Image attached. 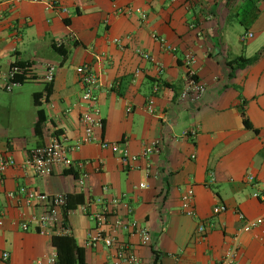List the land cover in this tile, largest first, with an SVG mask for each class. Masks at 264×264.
<instances>
[{"label": "crops", "instance_id": "obj_1", "mask_svg": "<svg viewBox=\"0 0 264 264\" xmlns=\"http://www.w3.org/2000/svg\"><path fill=\"white\" fill-rule=\"evenodd\" d=\"M59 1L68 14L30 1L0 0V89L10 100L15 88L42 85L33 94L30 112L18 102L0 101V156L16 161L0 181V252L10 253L7 264H33L58 253V237L73 238L84 250L86 264H116L120 245L131 246L139 264H154L157 255L161 264H221L236 246L237 264H264V241L259 239L264 227L245 233L237 215L240 211L247 220L264 218V199L255 197L261 188L248 182V176L264 181V0ZM126 8L142 10L146 19L122 13ZM247 34L253 37L242 41ZM155 37L164 39L165 47ZM54 45L61 46V53ZM189 54L195 56L198 79L207 87L196 102L182 98ZM257 55L259 60L248 67L233 64ZM16 62L30 64L34 79L8 92L5 86ZM49 65L56 67V74L50 97L40 101L46 123L37 131L34 99L44 90ZM84 65L100 83L97 108L103 128L95 131L98 139L125 143L121 146L138 156L158 141V154L124 168L110 150L82 143V116L90 109L78 73ZM151 99L153 113L148 111ZM192 128L197 136L184 137ZM54 139L70 146L82 143L72 158L87 163L84 189L76 168L46 177L24 167L33 150ZM211 175L215 181L209 184ZM21 186L71 196L74 209L66 219L62 210L69 235L50 237L34 227L21 229L23 215L39 213L7 198ZM190 189L194 217L182 210V196ZM123 196L106 231L112 233L117 219L137 221L150 231L153 245L142 246L121 228L113 248L89 247L94 223L82 207L91 215L102 210L98 200ZM222 205L228 211L215 215L214 209ZM206 222L215 228L202 235L198 228Z\"/></svg>", "mask_w": 264, "mask_h": 264}, {"label": "built area", "instance_id": "obj_2", "mask_svg": "<svg viewBox=\"0 0 264 264\" xmlns=\"http://www.w3.org/2000/svg\"><path fill=\"white\" fill-rule=\"evenodd\" d=\"M22 1V0H21ZM30 1L32 3L42 4L47 10H59L64 14H68V9L60 4L59 0H23ZM122 13L131 14L138 13L143 19H146V15L140 9L133 10L132 8H126L121 10ZM252 34H247L242 37V41H246L252 38ZM157 38V37H155ZM157 40L165 47V40L157 38ZM145 58L150 59V56L142 54ZM196 58L189 54L185 57V66L187 69L185 75V87L182 94L183 99H190L192 101H200L207 92L206 85L198 79L197 71L195 69ZM21 72V69L17 66L11 67L10 73L5 86L6 91L10 92L13 87L19 85L14 82V77ZM81 83L83 85V101L89 105V110L83 114L82 122L85 124V135L82 140L83 144L97 143L101 148L110 150L114 154L119 156L121 164L124 168H133V164L136 163L141 157L148 158L153 154H158L161 151V144L158 141L148 144L141 156L133 155L129 149L117 142H108L98 139L95 131L103 128V121L100 117L99 109L97 108L98 97L97 91L99 90L100 83L98 77L92 72L90 66L84 65L78 70ZM56 67L49 65L45 80L47 83H52L55 79ZM131 111V109L129 110ZM148 111L154 112V100L151 99L148 104ZM198 134L196 128H192L184 132V137L195 138ZM81 143V144H82ZM81 144L67 145L60 139H54L49 145L35 149L31 152L30 156L25 162L24 167L28 172H33L37 176H52L58 169H72L76 168L81 172V177L78 179L79 187L84 189L86 186V174L84 173L86 162H77L72 158V154L78 151ZM16 165L15 159L10 155L0 156V181L2 176L7 170ZM215 176L211 175L209 184L214 183ZM248 182L257 185L261 190L255 194L256 198L264 199V181L257 182L255 177L248 176ZM140 188H145L144 184L140 185ZM104 192H107V188H104ZM7 198L12 201L22 202L27 208L39 211L34 213L30 217L22 216L20 227L23 231L29 232L34 227L38 234L43 236H56V235H69L70 229L65 223L62 216V210L68 205V196L65 194L51 195L37 191L36 189L28 186H21L15 192L7 194ZM123 198H111L100 199L98 203L102 205V210L88 214L89 208L83 206L84 213L89 215L90 219L94 223L93 228L90 230L87 238V245L92 248L98 247L100 244H104L107 248H113L117 240L115 235L121 228L129 230L133 236L137 237L140 244L144 247H150L153 245L152 236L150 231L142 227L137 221H128L117 219L112 225V233L106 231V227L110 222V217L113 214V208L121 204ZM194 191L192 189L185 192L182 196V210L185 215L189 217L195 216V210L193 207ZM228 211L225 205L218 206L214 209L213 213L219 215ZM239 220L243 223L242 231L250 233L253 230L264 227V218L247 220L243 213L237 211ZM3 215L0 214V230L3 225ZM215 225L210 222L201 223L198 228V232L202 235L213 230ZM264 241V238H259ZM238 249L237 246L229 250L221 264H237ZM11 259L9 252H0V264H7ZM58 253L53 252L48 257L39 259L33 264H57ZM140 260L129 245H120L118 247L116 264H139Z\"/></svg>", "mask_w": 264, "mask_h": 264}, {"label": "trees", "instance_id": "obj_3", "mask_svg": "<svg viewBox=\"0 0 264 264\" xmlns=\"http://www.w3.org/2000/svg\"><path fill=\"white\" fill-rule=\"evenodd\" d=\"M54 49L61 53L63 50L61 46L54 45ZM260 58V55H257L255 57H252L250 59L245 58H239L235 61H233V64L237 66L238 68H245L248 67L254 63H256ZM17 66L21 69V72L17 74L14 77V82L19 85L26 84L27 82L34 79L30 75V64L23 63V62H16L12 65V67ZM52 93V83L45 84L44 90L41 93H37L35 95V105L39 108L38 110V121L36 124V130L42 129L44 127V124L46 123L44 110L40 109L41 104L40 101L45 98L46 100L50 97ZM245 123L247 128L252 129V127L249 125L248 121L245 119ZM82 198V196H80ZM71 196H68V205L64 209V218H67V213L74 209L71 205ZM54 244L58 248V261L57 264H86L85 257H84V250L79 247L73 238L68 237H58L54 239ZM154 264H161L160 262V256H156Z\"/></svg>", "mask_w": 264, "mask_h": 264}, {"label": "rangeland", "instance_id": "obj_4", "mask_svg": "<svg viewBox=\"0 0 264 264\" xmlns=\"http://www.w3.org/2000/svg\"><path fill=\"white\" fill-rule=\"evenodd\" d=\"M42 88V85H37L35 86L34 83H30L25 85L23 88H15V98L10 99L8 97V93H6L4 90L0 89V101L3 103H8V102H18L20 103L25 110H28L29 112L34 108L33 105V94L36 91H39Z\"/></svg>", "mask_w": 264, "mask_h": 264}]
</instances>
